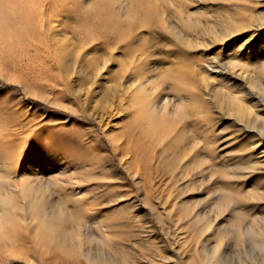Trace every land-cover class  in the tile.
I'll return each mask as SVG.
<instances>
[{
  "label": "rangeland",
  "instance_id": "rangeland-1",
  "mask_svg": "<svg viewBox=\"0 0 264 264\" xmlns=\"http://www.w3.org/2000/svg\"><path fill=\"white\" fill-rule=\"evenodd\" d=\"M0 264H264V0H0Z\"/></svg>",
  "mask_w": 264,
  "mask_h": 264
}]
</instances>
